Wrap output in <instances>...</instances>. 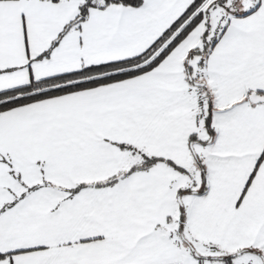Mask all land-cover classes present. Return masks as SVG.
I'll return each instance as SVG.
<instances>
[{
	"label": "snow or ice",
	"instance_id": "obj_1",
	"mask_svg": "<svg viewBox=\"0 0 264 264\" xmlns=\"http://www.w3.org/2000/svg\"><path fill=\"white\" fill-rule=\"evenodd\" d=\"M0 264H264V0H0Z\"/></svg>",
	"mask_w": 264,
	"mask_h": 264
}]
</instances>
